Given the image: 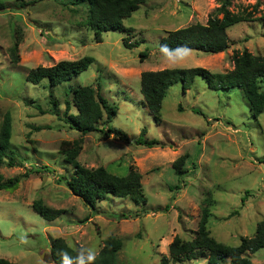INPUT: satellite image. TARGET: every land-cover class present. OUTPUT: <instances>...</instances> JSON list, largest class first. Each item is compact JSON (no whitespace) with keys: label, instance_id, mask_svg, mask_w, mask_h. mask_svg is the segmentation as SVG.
<instances>
[{"label":"rangeland","instance_id":"rangeland-1","mask_svg":"<svg viewBox=\"0 0 264 264\" xmlns=\"http://www.w3.org/2000/svg\"><path fill=\"white\" fill-rule=\"evenodd\" d=\"M0 2L6 6L0 10V124L9 112L17 162L14 167L3 164L0 172L4 180L27 174L16 189H0V257L12 264H54L43 252L50 248L51 238L62 237L70 246L97 254L102 241L112 235L122 243L118 264H159L174 235L185 241L194 236L207 196L212 199L207 229L215 241L236 246L254 234L264 221V109L253 117L240 89L213 91L202 76H196L184 92L179 82L169 86L161 122L156 123L140 93V73L194 66L224 73L233 68L235 52L264 56V0L256 11L252 6L257 0H230L229 10L246 8L253 19L227 29L230 42L224 51L190 50L177 63L158 48L160 38L193 23L205 24L223 0H142L122 20L125 31H104L100 42L85 25L86 5L39 0L23 8L21 0ZM122 38L128 43L143 41L126 48ZM15 43L17 62L11 56ZM143 50L147 56L142 60ZM177 52L169 55L176 57ZM85 55L95 61L62 86L49 89L46 80L36 85L25 80L38 65ZM79 85L93 87L95 94L117 107L110 121L104 112L98 131L84 135L62 119L65 100ZM260 86L264 90V79ZM51 94L57 116L49 111ZM69 112L75 113V107L71 105ZM107 126L121 129L128 139L106 137ZM144 127V137L158 139L163 146L136 144ZM81 136L78 163L86 168L102 166L116 175H125L134 166L141 175L145 204L109 195L91 209L71 193L62 177L69 178L73 166L60 145ZM181 155H186V172L179 177L172 164ZM35 200L64 213L48 221L33 210ZM243 256L252 264H264V248ZM169 264H207V256Z\"/></svg>","mask_w":264,"mask_h":264},{"label":"trees","instance_id":"trees-1","mask_svg":"<svg viewBox=\"0 0 264 264\" xmlns=\"http://www.w3.org/2000/svg\"><path fill=\"white\" fill-rule=\"evenodd\" d=\"M39 0H21L20 7H25L31 2ZM60 1V0H55ZM72 5H86L87 14L85 25L93 31L96 42L102 40V32L108 30H118L124 32L122 20L136 10L142 0H64ZM260 0L252 7L256 11ZM230 0H223L217 13L210 15L205 24L193 23L188 26L166 32V35L158 41V48L166 45L169 49H177L184 46L190 50L205 53L218 54L229 46L227 29L239 22L253 19V13L246 11V8L232 12L228 9ZM5 4L0 2V10L5 9ZM220 14V17L218 16ZM122 45L126 48L138 46L143 40L133 43L126 42L122 38ZM17 43L11 52L14 62L18 61L16 52ZM173 52V51H170ZM143 60L147 56L146 50L139 52ZM95 59L85 55L76 60H60L50 66L38 65L30 69L25 80L31 84H39L46 80L49 89L62 86L72 77L85 71ZM233 68L224 73L211 72L201 66L194 67H174L160 70H145L140 73V93L144 99L148 111L151 113L156 123L161 122L160 109L162 100L172 84L179 82L183 92L191 87L196 76H202L209 89L213 91L230 90L238 88L242 91L247 100L251 114L257 117L264 109V90H261V82L264 79V56L253 55L247 50L235 52L232 56ZM71 99L65 100V108L62 119L69 128L84 135L91 131H98L97 123L106 113V118L110 121L116 114L117 107L111 104L103 95L95 94L93 87L89 85L74 86L70 92ZM50 113L58 115V105L50 95ZM74 106L75 113L69 112L70 106ZM40 112H44L41 108ZM47 128L49 126H43ZM42 126H36L37 130ZM11 115L5 112L0 124V167L6 164L8 167L17 166L15 152L10 142L11 138ZM145 127L141 129L136 144L146 147L163 146L158 139H148L144 137ZM105 136L112 135L120 140H127V134L119 128L107 126L104 131ZM82 136L71 141L61 142L60 150L64 154L65 160L72 164L73 171L69 178L62 177L66 186L72 194L79 197L82 202L95 209L96 203L107 199L109 195L128 198L136 205L146 203L141 184V175L134 166L129 167L125 175H116L107 171L104 167L86 168L78 163L76 157L81 149ZM186 155L179 156L172 164L177 176H181L186 170L183 168ZM21 174L4 180L0 172V189L14 190L22 177ZM212 199L207 196L200 207V215L194 236L185 241L178 235H174L168 245V255L160 257L159 264L180 263L192 260L197 257L207 256V264H252V261L243 256L245 252L254 253L260 248H264V221H260L251 237H243L236 246H227L215 241L209 234L207 222L210 216ZM33 210L48 221H53L64 213V210L55 209L43 204L40 200H35L31 204ZM136 215H134L135 217ZM138 216V215H137ZM121 241L110 235L102 241V247L96 254L93 264H118L116 254L121 248ZM82 246H70L62 237L50 239L51 261L54 264H62L60 253L64 251L75 261ZM228 260V261H227ZM0 264H12L9 260L0 257Z\"/></svg>","mask_w":264,"mask_h":264},{"label":"clouds","instance_id":"clouds-1","mask_svg":"<svg viewBox=\"0 0 264 264\" xmlns=\"http://www.w3.org/2000/svg\"><path fill=\"white\" fill-rule=\"evenodd\" d=\"M176 50H179V52H177L176 57L169 55L170 51ZM161 51L165 54L169 61H171L172 63H177L179 61H182L189 54L190 49L181 46L173 50L169 49L166 45H164L161 47ZM60 256L62 264H93L96 259V253L91 249L80 250L79 255L76 257L75 261H73L72 258L69 257L68 254L64 251H61Z\"/></svg>","mask_w":264,"mask_h":264},{"label":"water","instance_id":"water-1","mask_svg":"<svg viewBox=\"0 0 264 264\" xmlns=\"http://www.w3.org/2000/svg\"><path fill=\"white\" fill-rule=\"evenodd\" d=\"M44 251H46L51 256L50 248H45V249H43V252ZM40 257L43 258V254L42 253H41Z\"/></svg>","mask_w":264,"mask_h":264}]
</instances>
